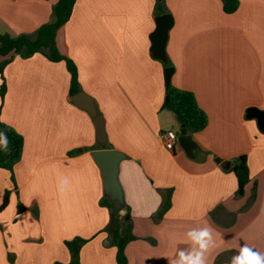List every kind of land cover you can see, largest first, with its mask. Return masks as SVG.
<instances>
[{
  "label": "crops",
  "instance_id": "0c3cea01",
  "mask_svg": "<svg viewBox=\"0 0 264 264\" xmlns=\"http://www.w3.org/2000/svg\"><path fill=\"white\" fill-rule=\"evenodd\" d=\"M237 1L225 14L221 0H164L173 19L165 49L170 83L192 93L208 119L191 135L193 158L177 143L166 150L160 138L180 126L164 109L165 67L150 51L156 0H76L56 33L59 54L74 63L80 92L103 119L106 149L123 155L120 217L130 216L136 238L125 247L127 264H170L188 247L186 232L206 225L216 242L207 264H230L243 244L264 253V133L246 118L250 108L264 110V0ZM57 2L0 0V36L35 34L53 22ZM3 75L0 120L24 144L12 176L0 169V206L8 193L0 264H68L64 242L75 238L87 240L80 264H117L104 231L110 215L101 206L103 180L91 157L100 147L92 119L71 102L65 64L35 54L14 59ZM240 156L250 182L237 197L232 164L223 170L215 159ZM62 178L68 183L60 191ZM168 190L171 207L157 220Z\"/></svg>",
  "mask_w": 264,
  "mask_h": 264
},
{
  "label": "trees",
  "instance_id": "16d2710c",
  "mask_svg": "<svg viewBox=\"0 0 264 264\" xmlns=\"http://www.w3.org/2000/svg\"><path fill=\"white\" fill-rule=\"evenodd\" d=\"M222 9L225 14H232L238 8L237 0H221ZM76 0H58L53 8V22L43 25L37 32L31 36H19L16 38L8 35L0 36V57L4 60L0 62V102L3 103L4 96L7 90L6 81L4 78V69L14 59H27L35 54L44 56L50 62H63L69 73V96L72 97L80 93L78 82V72L74 63L61 56L56 48L55 36L57 31L68 22L73 6ZM168 14L164 0L161 3L156 2L155 16ZM163 67H172L168 61ZM164 109L171 112L179 126H183L187 134L195 135L202 132L208 124L206 114L198 107L195 97L188 91H183L170 85L165 91ZM0 130L5 131L9 140V151L5 152L0 149V169L9 172L12 176L14 167L20 162L23 153V138L12 127L4 124L0 120ZM231 172L237 180L236 196L242 197L244 189L250 182L249 169L246 156H240L232 161ZM13 182V177H11ZM255 191V190H254ZM172 191L168 190L163 196V201L160 210L156 214V219H161L171 207ZM255 198L253 193L251 202ZM8 204V193L3 196L0 211ZM101 206L109 211L110 220L105 228L108 234L110 244L116 248V263L127 264L124 254L125 247L128 243L136 240L132 235V223L129 215L121 218V210L125 209L124 204L118 206L115 203L109 202L105 197L101 201ZM24 208L18 205L17 212L22 213ZM87 243V240L75 238L64 242L70 260L68 264H80L81 248ZM60 264V263H55Z\"/></svg>",
  "mask_w": 264,
  "mask_h": 264
},
{
  "label": "water",
  "instance_id": "95a60500",
  "mask_svg": "<svg viewBox=\"0 0 264 264\" xmlns=\"http://www.w3.org/2000/svg\"><path fill=\"white\" fill-rule=\"evenodd\" d=\"M163 0H156L161 3ZM173 25V19L169 14H163L155 18V30L150 37L151 54L153 58L159 60L162 64L168 63L166 55V43L168 33ZM173 67L164 68V82L167 88L170 85L171 77L173 75ZM73 105L85 111L93 121L96 133L97 144L100 150L91 153V157L98 166L103 180L104 197L118 206L123 205V194L118 181V167L123 155L117 151L106 149V136L103 126V119L97 113L92 99L80 92L71 98ZM247 119H254L257 121L258 129L264 133V110H257L250 108L246 112ZM178 146L184 151L188 158H193L197 150V145L193 142L191 135L187 134L183 126L180 127L177 134ZM215 163L219 164L221 169L228 170L232 162H221L215 159Z\"/></svg>",
  "mask_w": 264,
  "mask_h": 264
},
{
  "label": "clouds",
  "instance_id": "9594fccd",
  "mask_svg": "<svg viewBox=\"0 0 264 264\" xmlns=\"http://www.w3.org/2000/svg\"><path fill=\"white\" fill-rule=\"evenodd\" d=\"M0 149L9 151L7 133L2 130H0ZM67 183V178H62L59 181V190L63 191ZM123 214L125 213L122 209L121 215ZM213 233L214 229L210 225L189 229L186 232L188 247L179 248L170 264H207V254L216 245ZM230 264H264V253L243 244L239 247L238 253L231 258Z\"/></svg>",
  "mask_w": 264,
  "mask_h": 264
},
{
  "label": "built area",
  "instance_id": "2783aa9c",
  "mask_svg": "<svg viewBox=\"0 0 264 264\" xmlns=\"http://www.w3.org/2000/svg\"><path fill=\"white\" fill-rule=\"evenodd\" d=\"M160 138L164 144V147L168 151H172L177 141V134L173 131H166L161 133Z\"/></svg>",
  "mask_w": 264,
  "mask_h": 264
}]
</instances>
